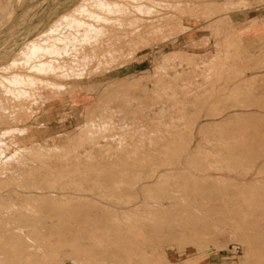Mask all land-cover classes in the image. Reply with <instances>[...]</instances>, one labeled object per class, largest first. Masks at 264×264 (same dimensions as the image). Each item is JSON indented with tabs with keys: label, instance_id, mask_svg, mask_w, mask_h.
I'll list each match as a JSON object with an SVG mask.
<instances>
[{
	"label": "rangeland",
	"instance_id": "rangeland-1",
	"mask_svg": "<svg viewBox=\"0 0 264 264\" xmlns=\"http://www.w3.org/2000/svg\"><path fill=\"white\" fill-rule=\"evenodd\" d=\"M115 1L0 0V264H264V0ZM135 4L17 97L31 45Z\"/></svg>",
	"mask_w": 264,
	"mask_h": 264
},
{
	"label": "bare ground",
	"instance_id": "bare-ground-1",
	"mask_svg": "<svg viewBox=\"0 0 264 264\" xmlns=\"http://www.w3.org/2000/svg\"><path fill=\"white\" fill-rule=\"evenodd\" d=\"M149 2H150V4L152 3V0H148ZM107 2H109V6H112V5H114V4H120L118 1H115V0H95V2L93 3V4H98V6H99V8L100 9H106V6H107ZM134 11H123V10H118V9H116V10H113V9H111L109 12H108V14L106 13V14H100L99 13V11H97V10H95V9H92V10H90L89 11V13L86 15V18L85 19H80V18H77V21H76V27L75 28H73L71 31H70V33H71V41L69 42V43H66V41H65V44H64V42H63V45L62 46H60V47H58V46H54L53 47V45H51V46H44V45H41V44H39L40 42H35V44H34V46L32 47V45H31V47H30V49H29V52H28V58H27V60L26 61H28L27 63H26V66H25V72H24V74L23 75H18V76H20L21 78H22V80H23V82L21 81L20 82V78L17 76V78H19L20 80H18L17 78H16V76L14 75V79L13 80H18L20 83H25L26 85H24V87H27V88H24L22 91H18L19 93L18 94H16L17 95V97L19 98V96L21 95H26V94H29V88H32V85H34L35 83H34V80H35V78H34V75L32 74V73H35V70H36V72L38 73H36L37 75H39V77L41 76L42 78H38L37 77V79H36V84H41V85H49V84H51V85H53L54 84V82L56 81V79L55 78H57V77H59V75H61L62 74V76H65V75H67L64 71H66L67 72V69H75V68H78V67H82V65L83 66H85V65H87V64H89L91 61H93L94 59H97L98 60V63H106L107 62V60H108V57L110 56V54L113 56V53H114V56H115V53H117V51L115 52L114 50V52H109V48L107 49H102V51L104 50V54H102L101 52V54L99 53V55H106V53H107V55L106 56H108V57H105V60L106 61H104V58H103V56H102V58H103V60H102V58H101V56H99V55H92L91 56V54H94V53H96V52H94L93 53V51H94V49H96V50H98L99 48H98V46H96L97 48H94L93 46H94V44L95 45H99V43H95V42H100L101 44H102V42H104V41H106V42H104V44L105 43H109V42H111L110 41V39L112 40L113 38H114V42H115V40L117 39L118 40V37H121L120 36V34L118 33H116L115 31H114V28L117 30V28L119 29H122V28H124V26L127 24V26L129 25V26H133V25H136L137 24V20H138V16H137V14H140V12H142L143 10H150L151 9V5H143V4H135L134 5ZM129 13H131V14H135L136 13V17L134 18V19H132V16H131V18H126L128 15H126V14H129ZM156 13V12H155ZM111 14V15H110ZM144 14V13H143ZM154 14V13H153ZM152 14V15H153ZM134 16V15H133ZM161 18V17H160ZM97 21L98 23H102V26H99L98 27V24H95L94 23V21ZM113 27V28H112ZM111 30V31H110ZM124 30V29H123ZM112 32V34H110ZM92 33H93V35L95 34L96 36H94L93 38H91L90 39V41L89 40H87V39H89L87 36L88 35H91L90 37H92ZM127 33V32H126ZM122 35V34H121ZM62 38L61 39H63L64 37H65V35L64 34H62ZM123 36H125V35H123ZM109 39V40H108ZM107 40H108V42H107ZM124 40V39H123ZM86 42V43H88L87 44V46H83L85 43H83V44H81L83 47H81V48H79L78 49V47L77 46H79L78 44H77V42L79 43H81V42ZM112 41V42H113ZM68 42V41H67ZM92 42H94V44L92 43ZM37 43V44H36ZM77 45V46H76ZM86 45V44H85ZM91 47H90V46ZM93 45V46H92ZM106 45V44H105ZM110 45H111V43H110ZM115 45V50H118V48H120V46H121V41L119 40V41H116V43L114 44ZM123 45V44H122ZM101 47L103 46V45H100ZM99 46V47H100ZM52 47V51H50L49 49ZM69 47L71 48V49H69ZM88 47H90V48H88ZM113 47V46H112ZM53 48H56V50H53ZM104 48V47H103ZM101 49H99L100 51H101ZM110 49H111V47H110ZM113 49H114V47H113ZM121 49V48H120ZM98 50V51H99ZM108 50V51H107ZM112 50V49H111ZM38 51H43L44 53H46V54H52V55H50L49 56V58L48 59H45V61H40V62H36L35 63V53L36 52H38ZM119 51H121V50H118V52ZM109 52V53H108ZM91 53V54H90ZM119 53H121V52H119ZM90 54V55H89ZM97 54H98V52H97ZM118 54V53H117ZM64 55H66V56H69L66 60H63V57H64ZM88 56V57H87ZM97 56H99L100 58H98ZM34 57V58H33ZM95 57V58H94ZM111 57V56H110ZM114 58V57H113ZM113 58H109V59H113ZM116 58V57H115ZM32 59H34L33 61H34V64H33V62H32ZM60 60H62L63 62L62 63H60L61 61ZM29 61H30V63H32V64H30L29 63ZM86 67V66H85ZM71 69V70H72ZM112 69V68H111ZM41 72H43V74L41 73ZM35 74V75H36ZM55 75V77L53 76V79H50V80H52L53 82H51V81H49V79H47V78H45L46 77V75ZM13 77V76H12ZM48 77V76H47ZM34 79V80H33ZM11 80V79H10ZM141 80V79H140ZM16 82L17 84L19 83V82ZM10 82V81H9ZM10 83H13V84H11L12 86V88H16V84L14 83V81L13 82H10ZM53 83V84H52ZM56 83V82H55ZM15 84V85H14ZM58 84V83H57ZM57 84H55V86L57 85ZM110 84H111V82H110ZM123 84V83H122ZM59 85V84H58ZM105 85H106V83H105ZM20 86V85H19ZM34 86H36V85H34ZM33 86V87H34ZM115 86V85H114ZM17 88H19V87H17ZM17 88H16V90H17ZM61 88V87H60ZM10 89V88H9ZM8 89V90H9ZM20 89V88H19ZM26 89V90H25ZM104 89V88H103ZM115 89V88H114ZM10 90H12V89H10ZM9 90V91H10ZM16 90H15V92H16ZM107 90V89H106ZM112 91H114L115 92V90H112ZM121 91V90H120ZM24 92V93H23ZM103 93V92H102ZM105 93V92H104ZM115 94H116V92H115ZM13 95V94H12ZM14 96H15V93H14ZM16 97V96H15ZM24 97H26V96H24ZM27 97H28V95H27ZM102 97V96H101ZM104 97V96H103ZM137 97V96H136ZM18 98H17V100H18ZM113 98V97H112ZM135 111V110H134ZM123 113V112H122ZM139 113V112H138ZM137 112H136V114H138ZM115 116H117V115H115ZM119 116V115H118ZM132 116H133V114H132ZM131 116V117H132ZM130 117V116H129ZM117 118V117H116ZM135 119H138V118H135ZM145 119V118H144ZM147 119V118H146ZM139 120V119H138ZM119 123V122H118ZM124 123H125V121H124ZM137 123V122H136ZM153 131V130H152ZM150 133H151V131H149ZM148 133V132H147ZM150 133H148V134H150ZM152 135V134H151ZM141 136V135H140ZM126 139H120V143H124L125 144V146H124V148H129L130 147V144H127V143H129V142H127L126 143ZM140 141L142 142L143 140H141L140 139ZM150 142L152 141L151 139L149 140ZM144 142V141H143ZM132 144V143H131ZM108 146V145H107ZM111 146H112V144H111ZM142 146V148H144L143 147V145H141ZM103 147V146H102ZM115 147V146H114ZM101 148V147H100ZM119 148H122V149H124L123 147H119ZM110 165V164H109ZM4 246H6V244L4 245ZM7 246H8V244H7ZM2 248V247H1Z\"/></svg>",
	"mask_w": 264,
	"mask_h": 264
}]
</instances>
